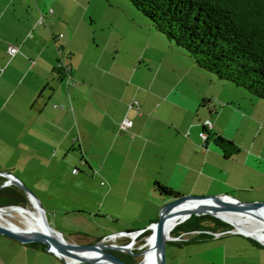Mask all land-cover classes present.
<instances>
[{
    "label": "crops",
    "instance_id": "1",
    "mask_svg": "<svg viewBox=\"0 0 264 264\" xmlns=\"http://www.w3.org/2000/svg\"><path fill=\"white\" fill-rule=\"evenodd\" d=\"M54 2L45 5H54L57 10L70 4L77 5V0ZM1 6L0 2V28L9 9L7 5L2 12ZM58 18L55 20L53 15L49 19L55 46L48 59H44L42 65H0V82L10 81L12 76L17 78L18 73L22 83L30 77L31 86L22 88V83L18 84L11 97L16 92L22 95L26 109L20 117L28 118V127H34L35 121L40 120L41 126L52 137L55 133L60 134L62 128L57 123L68 113L53 108L50 102L60 100L69 105L77 100V132L83 167L89 166L94 174L99 170L106 178L107 183L100 194L104 203L118 193L130 200L127 216L112 214L111 220L106 222L108 234L143 230L159 220L160 211L169 198L156 190V182L180 196L227 195L252 187L248 171L255 169L254 164L249 157L240 161L237 140L222 124L224 109L238 112L242 98L252 100L251 93L230 81L218 79L198 66L178 46L153 34L129 52L128 33L122 32L115 37L112 49L116 51L109 55L97 51L88 63L76 65L77 22L64 21L62 16ZM37 20L36 15L32 22L29 21L28 29ZM62 23L65 34L54 30ZM27 38L30 37H26L24 46ZM101 40L104 41L103 37ZM1 42L0 29V50L3 48ZM36 43L41 44L38 40ZM55 47L59 49V55ZM66 49L69 51L66 56L68 69L58 68ZM44 55L45 51H41L40 58ZM76 72L77 90L69 85ZM135 100L140 110L129 108ZM126 116L132 119L133 126L128 132H121L120 124ZM206 120L212 122L213 129L203 148L199 133ZM62 131L65 134L64 129ZM219 136L233 141L235 146L221 144L217 139ZM63 142L61 139L58 146ZM78 172L76 168L75 173ZM119 176L124 180L120 189L117 188ZM5 181L6 177L0 176V183ZM3 184L0 188L8 187ZM73 211L76 213L77 210L66 213ZM105 211L110 212V208ZM106 235L84 234L79 241L73 242L91 244ZM192 236L197 239L187 241ZM199 237L201 235L193 232L184 235V242L170 239L166 264H264V244L254 243L248 236L226 233L215 237L211 232L206 239ZM125 239L131 240L130 237ZM123 255L135 262L141 258L128 253ZM0 264L70 263L51 252L0 235Z\"/></svg>",
    "mask_w": 264,
    "mask_h": 264
},
{
    "label": "rangeland",
    "instance_id": "2",
    "mask_svg": "<svg viewBox=\"0 0 264 264\" xmlns=\"http://www.w3.org/2000/svg\"><path fill=\"white\" fill-rule=\"evenodd\" d=\"M8 1L0 0L2 12L9 7L0 28L3 46L0 50V65H42L55 46L49 31L53 27L49 21L50 16L53 15L55 20L58 16H62L64 21L77 22V57H74L76 65L88 63L89 58H92L97 51L105 52V55L116 51L112 49L115 37L122 32L128 33L129 52L143 44L152 34L159 35L177 47L129 0H77V5L70 4L60 10L54 5H45L47 2L59 0ZM53 11L56 13L53 14ZM36 15L38 16L36 24L28 29L29 21L32 22ZM35 26L39 28L35 29ZM54 30L65 34L63 23ZM26 37L30 38H27L28 42L24 46ZM102 37L105 43L101 40ZM37 40L41 44H37ZM106 43L108 45H105ZM8 44L20 49L17 56L11 58L7 53ZM178 49L188 56L182 48L178 47ZM41 51H45L43 59L40 58ZM55 51L60 54L56 47ZM68 54L69 51L64 50L62 62L66 61ZM22 80L18 73L17 78L12 76L10 81L0 82V172L14 174L39 199L50 224L68 241H79L84 234H107L106 237L111 235L112 233L108 234L110 231L106 228V222L111 220L112 214L118 217L127 216L125 213H128L130 200L118 193L104 203L100 194L104 184L107 183L106 178L99 170L94 174L89 166L83 167L80 159V135L77 132V100L76 103L69 105L60 100L50 102L53 108L68 113L57 123L64 129L65 134L61 129L59 135L55 133L52 137V134L41 126L40 120L35 121L34 127H28V118L25 115L20 117L26 109L23 107L25 104L21 100L22 95L16 92L15 96L11 97V94ZM65 83L69 82L65 81ZM69 85L77 90V72ZM30 86V77L21 84L22 88ZM250 97L252 100L242 98V106L240 105L238 112L225 108L222 113V124L232 131L237 140L240 149L237 157L240 161L249 157L255 168L248 171L252 187L246 191H235L227 195L240 201L264 202V99L255 95ZM69 130H72L71 133L66 134ZM61 139L64 142L58 146ZM76 168L79 171L77 174ZM123 183V178L119 176L117 188L120 189ZM18 188L24 190L22 187ZM24 207H32L31 201L29 200ZM105 208L106 210L110 208V212L105 211ZM72 210L77 211L66 213ZM10 218L17 224L26 226L18 214ZM148 237H145L144 242L138 238L135 247L139 246L142 250ZM120 240L128 242L127 244L131 242L125 238ZM120 240L118 239L117 243L121 242ZM140 257L139 261L143 256Z\"/></svg>",
    "mask_w": 264,
    "mask_h": 264
},
{
    "label": "trees",
    "instance_id": "3",
    "mask_svg": "<svg viewBox=\"0 0 264 264\" xmlns=\"http://www.w3.org/2000/svg\"><path fill=\"white\" fill-rule=\"evenodd\" d=\"M129 1L198 66L218 79L230 81L264 99V0ZM211 136L212 132L209 133V139ZM217 139L221 144L235 146L233 141L222 136ZM155 188L167 198L180 197L177 192L159 182L155 183ZM28 202L24 190L17 186L0 188V206H27ZM233 228L230 223L211 214L192 215L177 224L171 230V236L181 232H197L202 240L209 237L211 232ZM151 232V229H146L140 241L144 242ZM194 238L189 237L187 241L197 239ZM248 238L259 244L256 239ZM27 244L43 250L47 246L40 242ZM130 262L135 263L133 259Z\"/></svg>",
    "mask_w": 264,
    "mask_h": 264
},
{
    "label": "water",
    "instance_id": "4",
    "mask_svg": "<svg viewBox=\"0 0 264 264\" xmlns=\"http://www.w3.org/2000/svg\"><path fill=\"white\" fill-rule=\"evenodd\" d=\"M7 173L9 177L13 181V185L22 187L28 199L33 201V198L36 199L39 203V207L43 211L42 220L45 224V229L43 231H35L34 233L27 235L19 233L5 225L0 224V234L6 235L7 237L14 238L21 243H31V242H40L46 244V251L53 253L54 255L60 257L64 261L70 264L76 263H88V264H98L100 261H105L106 263L112 264H144L148 258L149 253L157 252L159 254L158 264H166V249L167 242L171 239V231H168V234H165V223L168 218L174 216L177 208L185 203L186 201H200L203 202L205 200H213L215 204H209L202 206L196 210H190L186 212L185 218H181L176 222V224L171 228V230L179 223L185 221L192 215H200V214H211L220 219H223L219 213L222 212H243V211H254V210H264V202L258 201H240L229 195H214V196H203V195H186L180 197H172L169 198L167 203L162 207L160 211V217L155 225L150 228L151 234L147 238L144 249L140 253H135L131 250L130 246L127 245H119L114 242H104V239L91 243V244H78L73 243L65 239L63 234L56 230L49 222L47 218V214L45 209L43 208L39 199L29 191L23 183L12 173L10 172H2ZM6 186V183L3 184V187ZM227 198H231L234 201H229ZM8 208V207H21L20 205H11V206H0V208ZM23 208V207H22ZM228 222V221H226ZM230 223V222H228ZM231 224V223H230ZM233 225V224H231ZM234 226V225H233ZM143 229V230H146ZM237 228L234 226L233 230L237 233L243 234L245 236L256 239L259 242H263L258 237H255L251 234H247L245 232H241L236 230ZM154 236L155 240L152 244H150V238ZM264 243V242H263ZM77 251H91L96 254L95 259H85L77 254ZM128 253L132 256H143L142 260L135 263H130L125 261L116 253ZM71 259H78V261L73 262Z\"/></svg>",
    "mask_w": 264,
    "mask_h": 264
},
{
    "label": "bare ground",
    "instance_id": "5",
    "mask_svg": "<svg viewBox=\"0 0 264 264\" xmlns=\"http://www.w3.org/2000/svg\"><path fill=\"white\" fill-rule=\"evenodd\" d=\"M229 201H234L231 198H227ZM32 207H6L0 208V224L5 225L19 233L30 235L35 231H43L45 229V224L42 220L43 211L39 207V203L33 198L31 201ZM215 204L213 200L200 201H186L180 205L174 216L168 218L165 223V234L171 231V228L176 224L181 218H185L186 212L190 210H196L202 206ZM23 207V208H22ZM21 217V219L26 224L23 227L20 224L14 222L10 216H16V214ZM219 215L226 221L233 224L241 232L251 234L258 237L260 240L264 241V210H254V211H243V212H222ZM155 240V237L150 238V244ZM77 254L85 259H95L96 254L91 251H77ZM159 254L157 252L149 253L147 260L144 264H158ZM71 261L76 262L78 259H71ZM98 264H108L105 261H100Z\"/></svg>",
    "mask_w": 264,
    "mask_h": 264
},
{
    "label": "built area",
    "instance_id": "6",
    "mask_svg": "<svg viewBox=\"0 0 264 264\" xmlns=\"http://www.w3.org/2000/svg\"><path fill=\"white\" fill-rule=\"evenodd\" d=\"M50 12H52V10ZM61 36H63V34H60V37ZM7 49H8V53L11 55V57H14L19 52V48L14 46V45H9ZM58 68L68 69L66 61L65 62L59 61ZM129 108H136V109L140 110V106L138 104V101H136V100L132 101L129 104ZM132 126H133L132 119H130L129 117L126 116V117H124V119L122 120V122L120 124V131L121 132H128L132 128ZM212 129H213L212 122L210 120H206L204 122V129L199 133L200 137L203 140V143H202V147L203 148H205L206 143L209 140V133L212 132ZM0 176H5L6 177V182L5 183H6L7 186L13 185V181H12V179L9 177V175L7 173L0 172ZM154 225H155V223H152V224L149 225V227L152 228ZM144 231L145 230L121 231V232H118V233L111 234V235H109L107 237H104L103 239H104V242H110L111 240H113L115 243H117L118 239L131 237V242H129V244H125L126 242H124V241H121L118 244L119 245L130 246L131 250H133L135 248V244L137 242V239L141 238V235H142V233ZM226 233H237V232L235 230L218 231V232H213V235L215 237H220V236H222L223 234H226ZM184 235H185V233H183L182 235L176 236V237L175 236H171V239H173V240H182ZM108 264H112V263L109 262Z\"/></svg>",
    "mask_w": 264,
    "mask_h": 264
},
{
    "label": "flooded vegetation",
    "instance_id": "7",
    "mask_svg": "<svg viewBox=\"0 0 264 264\" xmlns=\"http://www.w3.org/2000/svg\"><path fill=\"white\" fill-rule=\"evenodd\" d=\"M127 243H128V242H127ZM127 243H125V244H127ZM133 251H134L135 253H140V252H141L139 246H136V247L133 249ZM116 254H117L118 256H120L122 259H124L125 261H129V262H130V260L124 258V255H123V254L121 255L119 252H117ZM135 257H140V256H135Z\"/></svg>",
    "mask_w": 264,
    "mask_h": 264
}]
</instances>
